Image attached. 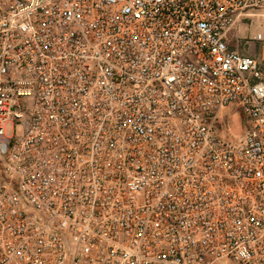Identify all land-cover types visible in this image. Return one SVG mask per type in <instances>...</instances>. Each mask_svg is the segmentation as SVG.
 Wrapping results in <instances>:
<instances>
[{"label":"built area","instance_id":"2783aa9c","mask_svg":"<svg viewBox=\"0 0 264 264\" xmlns=\"http://www.w3.org/2000/svg\"><path fill=\"white\" fill-rule=\"evenodd\" d=\"M257 19L264 0H0V264H264V56L228 46Z\"/></svg>","mask_w":264,"mask_h":264},{"label":"rangeland","instance_id":"374dc122","mask_svg":"<svg viewBox=\"0 0 264 264\" xmlns=\"http://www.w3.org/2000/svg\"><path fill=\"white\" fill-rule=\"evenodd\" d=\"M257 32H261L264 35V22L259 19L254 20L253 23L250 25H238V27L232 32V38L243 49V39H251L252 36L255 35ZM234 35L239 38L234 37ZM248 50L253 53L259 50L260 55L263 54L264 51V49L260 45H257L255 43L250 46ZM244 130L245 123L243 115L233 110L226 113L222 123L216 124V131L218 132L219 136H222L225 139L229 138L235 140L243 134Z\"/></svg>","mask_w":264,"mask_h":264},{"label":"crops","instance_id":"0c3cea01","mask_svg":"<svg viewBox=\"0 0 264 264\" xmlns=\"http://www.w3.org/2000/svg\"><path fill=\"white\" fill-rule=\"evenodd\" d=\"M232 32L229 33V38H228V46L231 50H235V51H238L240 53H244V54H248V55H251V56H255L257 58H262V56H264V52L263 54L260 55V51L257 50L256 52H251L250 50H246V49H242L241 46H239L232 38ZM259 51V52H258Z\"/></svg>","mask_w":264,"mask_h":264}]
</instances>
